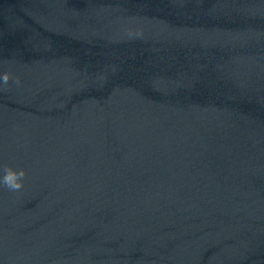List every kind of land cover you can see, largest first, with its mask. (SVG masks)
<instances>
[{"label":"water","instance_id":"obj_1","mask_svg":"<svg viewBox=\"0 0 264 264\" xmlns=\"http://www.w3.org/2000/svg\"><path fill=\"white\" fill-rule=\"evenodd\" d=\"M0 264H264V0H0Z\"/></svg>","mask_w":264,"mask_h":264},{"label":"clouds","instance_id":"obj_2","mask_svg":"<svg viewBox=\"0 0 264 264\" xmlns=\"http://www.w3.org/2000/svg\"><path fill=\"white\" fill-rule=\"evenodd\" d=\"M10 79L8 73L0 74V86L6 85ZM24 177L23 170L5 169L0 174V186H3L11 191H17L22 187Z\"/></svg>","mask_w":264,"mask_h":264}]
</instances>
